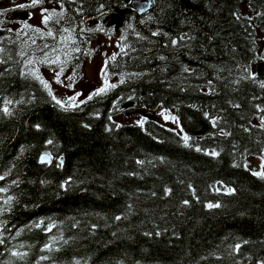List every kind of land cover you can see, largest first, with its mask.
Returning <instances> with one entry per match:
<instances>
[{
    "label": "trees",
    "instance_id": "16d2710c",
    "mask_svg": "<svg viewBox=\"0 0 264 264\" xmlns=\"http://www.w3.org/2000/svg\"><path fill=\"white\" fill-rule=\"evenodd\" d=\"M98 1L132 20L110 68L125 81L75 109L20 75L37 40L0 38V107L13 101L0 112V264H261L264 179L247 160L264 150V0H151L145 15L77 0ZM128 102L174 111L181 135L150 119L117 127Z\"/></svg>",
    "mask_w": 264,
    "mask_h": 264
},
{
    "label": "rangeland",
    "instance_id": "374dc122",
    "mask_svg": "<svg viewBox=\"0 0 264 264\" xmlns=\"http://www.w3.org/2000/svg\"><path fill=\"white\" fill-rule=\"evenodd\" d=\"M32 21L33 19L31 20L30 23L34 25L35 23H33ZM131 23L132 20H130V22H128L126 25H123L122 27L114 26L111 29L109 36L99 35L95 37L94 40L86 42V45L84 47H79V46L76 47L80 49V51L78 52L72 51V49H74V47L72 46L73 43L72 37L71 40L67 41L66 43H61L60 40L37 41L34 44H32V46L37 45V47L30 48L27 57L33 58L34 60L33 66L39 71L40 75L49 82L53 94L58 99H61L65 104L71 103L67 99L68 96L74 95L76 92L81 93V96L77 97V100L75 102L78 104L79 107L88 100L87 96L89 93L94 91L95 88L102 86V78H101L102 74L100 72V68L103 65L104 61H107V64L109 63L111 68L113 63L111 57L113 56V54H115V56L117 57L119 52L122 51L121 49L124 50V46L122 42L125 36L127 35V33L130 32L129 28ZM16 25L23 27V25H19V24ZM14 27L15 26H13V28ZM29 42H33V40H29ZM45 45H48V47L46 48ZM53 49H56L55 55L59 56L61 60H64L65 53H67L68 54L67 62L64 64H55V65H49L47 63H39V61L43 59L44 53L46 52L48 53L49 58L51 59L53 57V51H52ZM70 54H72V58H70ZM74 56L75 58L79 57L80 59L72 67L71 64L76 60L74 59ZM107 64L105 66V71L107 68ZM61 67H63V73L60 76V83H56L54 81V72L59 71ZM135 72L136 69H131V73H135ZM69 77H72L73 79L70 81ZM120 79H121V74H116V75L110 74L108 81L110 83H116V85L118 86L120 84L119 83ZM123 79H125L124 75H123ZM69 83H71L72 85L71 88L66 87V85H68ZM107 93L102 94L100 96H104ZM95 97L98 96H94L93 98ZM81 99L85 101L82 104L79 103ZM125 105L126 103L122 104V106H119L117 108V111L111 117L112 121L116 125H124V124L140 125V122L144 124L145 120L150 119L181 135L178 119L177 122H174L171 119L165 120L160 115V113L165 110L161 108H156L154 110L148 111V110L136 109L132 107H125ZM166 113L170 116L176 117L174 111L168 110L166 111ZM262 157H264V150L261 157L249 158L247 160L248 169L251 170L252 172L264 171V168H261L260 166L262 162Z\"/></svg>",
    "mask_w": 264,
    "mask_h": 264
},
{
    "label": "flooded vegetation",
    "instance_id": "af4514ba",
    "mask_svg": "<svg viewBox=\"0 0 264 264\" xmlns=\"http://www.w3.org/2000/svg\"><path fill=\"white\" fill-rule=\"evenodd\" d=\"M29 0H1L0 11L7 8L8 11L0 15V25L3 27L0 30V38L2 39H21V40H37V41H51L60 40L61 35L72 37V46L84 47L86 42L92 41L99 35L109 36L111 27L108 26L110 21L111 11L109 3L106 1L90 2L88 6L86 3H78L77 0H44L43 5L36 8H16L17 4H27ZM64 6V18L56 22L50 21L48 25L40 24V7L53 8L60 10L59 5ZM24 15V17H21ZM33 19L34 25L30 22ZM125 19V17H124ZM30 24L34 27H39L41 33H46L49 28L53 30V36L41 35L34 33L30 29L18 26ZM13 26H15L13 28ZM68 28L71 32H62L61 29ZM11 29V31H9ZM77 42V43H76ZM77 53V52H76ZM73 54V53H72ZM70 54V58H72ZM78 55V54H77ZM76 56V55H75ZM76 59L71 66L73 67L80 59ZM107 79L110 77V64L106 68Z\"/></svg>",
    "mask_w": 264,
    "mask_h": 264
},
{
    "label": "snow or ice",
    "instance_id": "6c2138e0",
    "mask_svg": "<svg viewBox=\"0 0 264 264\" xmlns=\"http://www.w3.org/2000/svg\"><path fill=\"white\" fill-rule=\"evenodd\" d=\"M44 3V0H29V3L27 4H17L15 5L16 8H20V9H23V8H36L37 6H40V5H43ZM59 8L60 10L57 11L55 7L49 9V8H45V7H40V24H43V25H48L50 21H53L55 20L56 22H59V20L63 19L64 18V6L63 4H60L59 5ZM139 10L140 11H143L144 10V7L143 5H141L139 7ZM8 11L7 8L3 9L2 11H0V15H3L4 12ZM233 15H236L235 13H233ZM2 22V21H0ZM24 28L26 29H30L32 32L34 33H40L41 35H47L49 37L53 36V30L51 28H49L47 30L46 33H41V30L39 27H34L30 24H27L25 23L23 25ZM9 31H11V29H9ZM62 32H71V29H68V28H64V29H61ZM153 36H157L158 33L157 32H153L152 33ZM181 39H183V37H181ZM71 40V36H68V37H65L63 35H61L60 37V41L61 43H66L67 41ZM34 43V41H33ZM171 43L173 46L177 45L178 41L177 39H172L171 40ZM45 47L47 48L48 45H45ZM73 51H80L79 48H74L72 49ZM123 50V49H121ZM3 49L0 48V52H2ZM53 57L50 59L49 58V55L48 53H44V56H43V59H41L39 61V63H47L49 65H55V64H64L67 62V59H68V54L65 53V58L64 60H61L59 56L55 55V52H56V49H53ZM17 55L18 56H24V52L23 51H20V52H17ZM112 60H115L116 59V56L115 54H113V56L111 57ZM160 59H164V57H160ZM0 63H3V61H0ZM107 64V61H104L103 65L101 66L100 68V72L102 74V86L100 87H97L95 88L94 91H92L91 93L88 94L87 96V99L88 100H91L94 96H100L102 94H105L107 93L109 90L111 89H114L117 85L116 83H110L107 79V73L105 71V66ZM34 65V60L33 58H30V57H26L25 60H24V68L21 69L20 71V75L22 77H24L25 75H28V76H31L33 77L35 80H37L44 88L45 91H47V94L49 97L52 98V100L60 107L62 108L63 110L67 111L69 109H74L76 107H78V104L75 103L76 100H77V97L81 96V93L79 92H76L74 95H71V96H68L67 99L68 101H70L71 103H68V104H65L61 99H58L52 92L51 88H50V84L47 80H45L39 73V71L33 66ZM185 71H187V69H185ZM245 72H248V69L245 68ZM63 73V67L60 68L59 71H56L54 72V81L56 83H60V76L61 74ZM123 75L124 74H121V79L119 81V83H124V79H123ZM135 75H141L139 73L135 74ZM248 75L250 78L252 79H255V74L251 73V72H248ZM73 78L72 77H69V80L71 81ZM261 88H264V83H261ZM66 87H69L71 88L72 85L71 83H69L68 85H66ZM129 99H131V97H129ZM85 101L83 99L80 100L79 103H84ZM13 103L12 100H9V99H5L4 100V106L3 107H0V112H3L4 115L8 116V115H11V112H10V109L8 107V105H11ZM16 103H20V101H16ZM233 107H239V105H233ZM257 110L260 111L261 109L259 108V106H257ZM160 115L165 119V120H169L171 119L172 121L174 122H177V118L175 116H170L166 113V111H162L160 113ZM205 117L208 118V113H205ZM109 119H111V117H109ZM211 123H213V126H215L214 124V118L212 121H210ZM260 122H261V125L264 126V116H261L260 117ZM140 126L143 127V123L140 122ZM35 127L37 128V130H39V125H35ZM85 127H87V125H85ZM117 127H119V125H117ZM106 131H107V127H106ZM245 131H247V129H245ZM221 133L225 136L228 135V133L224 132L223 129H221ZM182 140L185 144V146H188V142L190 140V137L187 135V134H184L182 136ZM47 144H51L52 141L51 140H48L46 141ZM197 152H200L202 151V149L200 147H196L195 149ZM205 155H210L212 156L213 158H215L216 156L219 155L218 152L214 151V150H205ZM49 160V154L48 153H43L40 157H39V161L41 163H45ZM137 164H142L143 161H136ZM261 168H264V157H262V162H261ZM252 175L253 176H256L258 178H261V179H264V171H259V172H252ZM4 177L3 176H0V179H3ZM15 183V181L13 182ZM217 183H220L219 181H217ZM61 187H63V185H61ZM189 188L192 187V185H189L188 186ZM6 191V189H3V188H0V192H4ZM170 192V189L165 187L164 188V194L165 195H168ZM234 192V189L232 188H227L226 189V193L227 194H232ZM12 200V197H8V199L5 201V204L9 203L10 201ZM182 204L184 205H188L189 204V201L188 200H183L181 202ZM220 205L218 204H215V203H207L205 204V207L208 208V209H211V208H216V207H219ZM0 211H2V209H0ZM115 219L119 220L121 219L120 216H117L115 217ZM159 233H157L158 235ZM17 235H19V232L17 233ZM45 248H48L49 245H45L44 246ZM240 248V244H236L234 245V248L233 250L234 251H238ZM11 255L12 256H16V257H23L24 255H27V253H21V252H17V251H12L11 252ZM41 259H47V257H41ZM261 264H264V262H261Z\"/></svg>",
    "mask_w": 264,
    "mask_h": 264
},
{
    "label": "water",
    "instance_id": "95a60500",
    "mask_svg": "<svg viewBox=\"0 0 264 264\" xmlns=\"http://www.w3.org/2000/svg\"><path fill=\"white\" fill-rule=\"evenodd\" d=\"M143 5L144 7V10L143 11H140L139 10V7ZM151 6H152V1L151 0H134L131 2V8L132 10H134L136 13L140 14V15H145L146 13H148L151 9ZM21 17H24V15H21ZM123 23V16L121 14H116V13H113L110 17V21L108 23V26L112 27L114 25H117V26H121ZM132 104H127L125 105V107H130ZM41 156V155H40ZM39 156V157H40ZM50 162V156H49V160L45 163H41L39 161L40 164H48Z\"/></svg>",
    "mask_w": 264,
    "mask_h": 264
}]
</instances>
